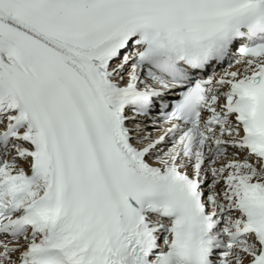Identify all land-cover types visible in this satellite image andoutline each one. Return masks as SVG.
Listing matches in <instances>:
<instances>
[{"label":"snow or ice","instance_id":"6c2138e0","mask_svg":"<svg viewBox=\"0 0 264 264\" xmlns=\"http://www.w3.org/2000/svg\"><path fill=\"white\" fill-rule=\"evenodd\" d=\"M0 264H264V0H0Z\"/></svg>","mask_w":264,"mask_h":264}]
</instances>
